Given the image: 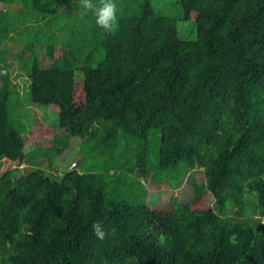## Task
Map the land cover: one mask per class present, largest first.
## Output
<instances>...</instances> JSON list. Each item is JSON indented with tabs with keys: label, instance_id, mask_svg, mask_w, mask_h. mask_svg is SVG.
Returning a JSON list of instances; mask_svg holds the SVG:
<instances>
[{
	"label": "trees",
	"instance_id": "16d2710c",
	"mask_svg": "<svg viewBox=\"0 0 264 264\" xmlns=\"http://www.w3.org/2000/svg\"><path fill=\"white\" fill-rule=\"evenodd\" d=\"M176 1L170 16L151 0H115L118 27L107 33L72 0H0V264H264V0ZM10 40L23 43L12 53L28 77L23 94L62 131L31 151ZM37 44L65 52L43 64ZM78 138L73 169H46ZM31 159L20 177L1 168ZM196 168L201 185L185 179ZM141 178L185 180L193 196L152 207Z\"/></svg>",
	"mask_w": 264,
	"mask_h": 264
},
{
	"label": "rangeland",
	"instance_id": "374dc122",
	"mask_svg": "<svg viewBox=\"0 0 264 264\" xmlns=\"http://www.w3.org/2000/svg\"><path fill=\"white\" fill-rule=\"evenodd\" d=\"M78 3L77 7L73 9L74 12H76L79 16H83L85 14V9H83L79 3V0H72ZM153 4L158 8L161 9L163 13L170 15V16H177L180 11V4L176 0H151ZM66 4L64 3L63 6ZM19 6V4H17ZM8 9L5 5L0 3V9L2 8ZM191 27L187 22H182L180 21V28H179V33L182 35V37H186V34L191 31ZM59 31H55V33H58ZM14 32H10V35H13ZM9 54L11 53L9 59L11 63V67L9 68V74L10 78L12 79V89L15 91H18L17 94L12 95L13 102L18 101L20 108L27 110L29 113L25 112L22 109V112L27 113L25 117L28 118L27 121H24L25 125L30 126L33 124V126L29 129L26 134H24V140H25V151H31L37 148V146H44L47 141L52 140L51 135L59 132L58 130H55L54 127L50 123H52V120L55 118V113H52L47 106L41 107L42 109L37 108L36 106H33L28 99V94H23L25 92H28L29 90V85H28V77L26 75V72H22L19 68V63L17 62V56L12 53L15 52V50H21L23 47L22 42H16L14 40L9 41ZM37 47L39 51L42 54V63L47 64L49 62H52L56 57H60L64 54L63 48H60L59 46H55L53 49L54 56H51L49 54V51L47 48L44 46H41L37 44ZM1 50V49H0ZM14 50V51H13ZM4 51V50H3ZM54 57V58H53ZM81 79V73L79 71L75 72V82L77 85L78 90L77 92V100L78 102L80 99V81ZM19 108V109H20ZM60 131L59 133H61ZM81 138H78L77 141H71L68 142L65 148L55 155L53 158H51V165L53 166L52 169H48L50 172H52L55 175L62 174L65 172L67 169H73L71 168L73 164L77 163L79 158H81L83 154V151L85 150V147H81L79 145V141ZM38 149V148H37ZM36 151V150H35ZM35 159H31L30 161L24 162V163H18L17 161H8L5 162L2 165V170H8V169H13L16 168V176L20 177L23 173H25L29 168L34 167L35 164ZM97 160V159H95ZM43 166L44 164H47L46 159H43ZM86 163L87 161L84 160ZM93 162V161H92ZM1 170V171H2ZM192 177V179L195 181L196 185H201L203 184L204 178L203 174L200 168H196L190 172L187 173L186 178ZM141 183L143 184L144 189L149 190V202L152 207L159 208L166 205V203L169 201V199L173 196H178L180 197L181 201H186L187 199H190L193 196V186L189 185L185 180L180 182L179 186H165V185H159L156 183H153L150 181V179L145 180L144 179H139ZM139 193L141 194L140 189ZM135 192V189L133 190ZM158 193L160 196V200L157 203L154 200L153 195ZM136 193V192H135ZM143 195V194H142ZM146 199V198H145ZM213 196L211 195L210 192H206L205 195L200 199V204L204 206H208L209 204L213 203ZM262 222L264 223V218L261 217Z\"/></svg>",
	"mask_w": 264,
	"mask_h": 264
},
{
	"label": "clouds",
	"instance_id": "9594fccd",
	"mask_svg": "<svg viewBox=\"0 0 264 264\" xmlns=\"http://www.w3.org/2000/svg\"><path fill=\"white\" fill-rule=\"evenodd\" d=\"M81 7L94 13L96 24L105 32L111 33L118 27V7L115 0H99V3H94L93 0H79ZM93 234L95 237L104 241L109 232L105 229L102 222L96 221L92 225Z\"/></svg>",
	"mask_w": 264,
	"mask_h": 264
},
{
	"label": "water",
	"instance_id": "95a60500",
	"mask_svg": "<svg viewBox=\"0 0 264 264\" xmlns=\"http://www.w3.org/2000/svg\"><path fill=\"white\" fill-rule=\"evenodd\" d=\"M76 165H77V163L73 164L71 168H73V167L76 166ZM69 170H71V169H69Z\"/></svg>",
	"mask_w": 264,
	"mask_h": 264
}]
</instances>
